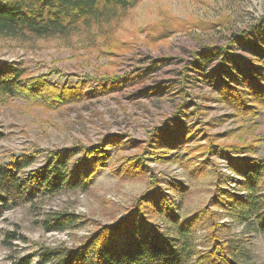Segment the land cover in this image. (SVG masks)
I'll use <instances>...</instances> for the list:
<instances>
[{
    "label": "rangeland",
    "instance_id": "obj_1",
    "mask_svg": "<svg viewBox=\"0 0 264 264\" xmlns=\"http://www.w3.org/2000/svg\"><path fill=\"white\" fill-rule=\"evenodd\" d=\"M263 18L264 0H140L117 22L90 32L0 38L1 61L32 76L54 72L49 81L56 85L75 83L71 76L115 79L114 85L107 84L115 91L57 110L18 99L0 101V163L35 155L34 164L21 172L25 179L52 151L75 150V159L77 147L105 138L116 144L105 150L106 168L85 192L60 191L1 215L0 264L28 255L35 264L42 252L54 255L60 247L76 246L99 225L117 224L152 177L172 198L180 219L207 208L204 222L216 223L220 240L239 244L242 264H264V236L209 202L222 196L221 190L244 191L228 158L210 144L249 145L253 154L248 155L264 161V109L255 117L236 116L214 91L221 82L247 91L252 82L261 92L255 69L264 66ZM180 134L185 142L177 150L156 145L162 136ZM138 158H144V166ZM55 213L77 215L83 225L47 233L42 221ZM155 220L173 235L167 217ZM207 233L206 228L196 233L201 251L210 247Z\"/></svg>",
    "mask_w": 264,
    "mask_h": 264
},
{
    "label": "trees",
    "instance_id": "obj_2",
    "mask_svg": "<svg viewBox=\"0 0 264 264\" xmlns=\"http://www.w3.org/2000/svg\"><path fill=\"white\" fill-rule=\"evenodd\" d=\"M139 1L0 0V38H67L83 30L90 32L91 27L117 22ZM255 70L257 78L252 77L258 80L256 86L261 92L250 85L252 82H247V91L224 82L214 84V91L222 103L236 116L255 117L260 108L264 109L263 64ZM53 74L32 76L25 68L0 60V101L18 99L46 110H57L115 91L107 86L108 83L114 85L115 79L70 75L77 78L75 83L66 81L56 85L49 81ZM173 123L179 126L176 119ZM184 142L185 137L180 134L162 136L156 145L172 151L182 147ZM210 146L217 150L219 156L228 158L231 171L240 178L237 183L244 191L231 193L221 190L222 196L212 197L209 202L227 209L239 223L264 236V161L248 155L253 154L249 145ZM108 147H116V144L106 138L91 147H77L79 155L75 159H72L75 150L52 151L45 164L30 170L25 179L21 172L34 164L35 155L12 156L7 162L0 163V217L4 212L36 198L60 191L85 192L96 173L106 168L109 156L105 150ZM139 160L137 164L144 166V158ZM135 161H130L127 168L131 169ZM137 167H133L135 172ZM147 185L117 224L99 225L82 242L73 247H60L54 255L42 252L35 264H49L52 260L55 264H187L189 261H194V264H242L239 244L220 240L216 223H211L212 220L204 222V219H209L207 208L180 219L174 211L172 198L160 187L158 179L149 178ZM157 216H165L171 221L174 226L172 236L162 230L155 220ZM82 225L81 218L71 213H55L42 221L47 233H62ZM202 227L208 231L206 242L210 247L207 251H201L195 242L196 233ZM12 264H34L33 256H25Z\"/></svg>",
    "mask_w": 264,
    "mask_h": 264
}]
</instances>
